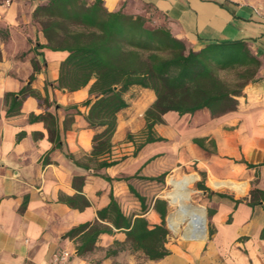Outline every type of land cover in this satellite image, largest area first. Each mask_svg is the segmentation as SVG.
I'll list each match as a JSON object with an SVG mask.
<instances>
[{"label": "crops", "instance_id": "1", "mask_svg": "<svg viewBox=\"0 0 264 264\" xmlns=\"http://www.w3.org/2000/svg\"><path fill=\"white\" fill-rule=\"evenodd\" d=\"M48 1L0 0V264H52L63 249L72 252L65 264H264V199L251 202L252 189L264 190V0H104L111 11L138 14L153 8L159 21L195 49L212 41L246 40L262 65L235 109L217 116L208 108L167 112L151 131L162 139L151 142H146L145 113L156 93L132 87L112 138V157L126 158L102 168L90 161L94 136L103 129L91 127L86 118L89 107L83 102L90 86L59 87L68 52L42 46L47 38L34 10ZM26 85L38 96L27 95L20 111L10 114ZM74 104L79 112L70 107ZM46 112L54 115L55 140L45 120H32ZM68 118L73 120L66 127ZM189 165L207 173L211 186L212 178L226 180L231 186L223 188L234 191L203 192L209 221L205 239L176 241L169 233V253L153 259L134 247L130 228L99 218L113 194L127 217L145 216L151 227L161 224L154 204L163 197L149 198L136 180L161 182L145 177ZM130 184L146 197L145 209ZM97 219L109 230L92 250L78 254L80 237L66 234Z\"/></svg>", "mask_w": 264, "mask_h": 264}, {"label": "trees", "instance_id": "2", "mask_svg": "<svg viewBox=\"0 0 264 264\" xmlns=\"http://www.w3.org/2000/svg\"><path fill=\"white\" fill-rule=\"evenodd\" d=\"M34 18L40 22L47 38L42 46L68 52L61 65L59 87L74 91L90 86L89 97L83 102L89 107L86 118L91 127L103 128L94 136L90 158L98 168L115 165L126 158L125 155L112 157V138L118 126V113L128 106L126 94L132 87L141 86L156 93V100L145 113L149 131L146 142H151L162 139L154 137L151 131L155 124L164 122L167 112L184 115L208 108L217 116L235 109L237 97L257 79L262 65V59L246 40L212 41L195 49L159 21V13L150 7L148 13L135 14L123 9L111 11L104 0H49L36 7ZM19 94L8 111L10 114L20 111L27 95L38 96L30 85ZM70 107L80 111L78 104ZM33 119L45 120L50 138L55 140L51 112L32 115ZM72 120H66V127ZM196 142L201 144L202 140L196 139ZM84 167L90 168V165L84 163ZM166 175L145 178L163 182ZM197 186L211 193L205 180ZM130 189L145 209L146 197L131 184ZM218 194L228 197L226 193ZM251 195V202L256 203L260 197L264 199V190L254 188ZM154 207L163 220L153 227L145 216L134 220L127 217L113 194L110 203L98 214L100 219H108L116 227L130 228L134 247L156 259L169 253L166 247L170 233L166 221L169 202L157 198ZM107 230L97 219L73 227L66 235L80 237L77 251L81 255L92 250L98 237Z\"/></svg>", "mask_w": 264, "mask_h": 264}, {"label": "bare ground", "instance_id": "3", "mask_svg": "<svg viewBox=\"0 0 264 264\" xmlns=\"http://www.w3.org/2000/svg\"><path fill=\"white\" fill-rule=\"evenodd\" d=\"M199 177L198 174H186L182 177L170 175L171 182L175 189L168 192L172 202L176 204L177 210L169 217L170 227L178 231L180 225L186 222L185 236L190 239H205L207 237V214L203 206L191 202L194 192L193 184ZM215 187H230L226 180L212 178ZM185 228V227H184Z\"/></svg>", "mask_w": 264, "mask_h": 264}, {"label": "rangeland", "instance_id": "4", "mask_svg": "<svg viewBox=\"0 0 264 264\" xmlns=\"http://www.w3.org/2000/svg\"><path fill=\"white\" fill-rule=\"evenodd\" d=\"M138 94V91L134 92V96H136ZM198 174L199 177L195 180L194 184H193V188L195 189L193 194H192V198H191V202L196 204V205H200L203 206L206 210V214H207V209L205 206V197L203 195V192L205 190L199 189L197 184L198 182H200L201 180H205V182L207 183V185L210 188H215L213 186L210 185V179L207 176V173H205L204 171H200L198 170L195 165H189V166H185L184 168H177L171 172H169L166 177H165V181L163 182H149L147 180H141V181H137L136 180V184L138 186V188L142 191V192H146L147 196L149 198L154 197L156 194L161 195L163 198L167 199L170 205V212L167 216V226L170 230V236L171 239L174 240H182V239H188L185 236V229H186V222L182 223L180 225V228L178 231H174L171 227H170V223H169V217L170 215L175 212L177 210V206L175 203L172 202L171 198L168 196V192L172 191L173 189H175V186L169 182V176L170 175H175L176 177H182L183 175L186 174ZM205 173V174H204ZM216 189H223V190H227V191H231L234 193V191H232L231 189L228 188H216ZM174 191V190H173ZM207 218H208V214H207ZM185 227V228H184ZM209 234V221L207 222V235Z\"/></svg>", "mask_w": 264, "mask_h": 264}, {"label": "built area", "instance_id": "5", "mask_svg": "<svg viewBox=\"0 0 264 264\" xmlns=\"http://www.w3.org/2000/svg\"><path fill=\"white\" fill-rule=\"evenodd\" d=\"M72 255V252L67 249L60 250L56 252V254L53 257V262L52 264H65L68 262Z\"/></svg>", "mask_w": 264, "mask_h": 264}, {"label": "water", "instance_id": "6", "mask_svg": "<svg viewBox=\"0 0 264 264\" xmlns=\"http://www.w3.org/2000/svg\"><path fill=\"white\" fill-rule=\"evenodd\" d=\"M117 88V87H116ZM170 177V176H169ZM169 238H171V236L169 237Z\"/></svg>", "mask_w": 264, "mask_h": 264}]
</instances>
